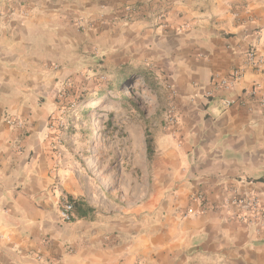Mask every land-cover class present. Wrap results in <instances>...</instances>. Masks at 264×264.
<instances>
[{
  "label": "crops",
  "instance_id": "crops-1",
  "mask_svg": "<svg viewBox=\"0 0 264 264\" xmlns=\"http://www.w3.org/2000/svg\"><path fill=\"white\" fill-rule=\"evenodd\" d=\"M253 46L264 60V0H0V264H264V223L228 203L264 211V93L240 98L264 63L206 95ZM123 66L151 72L177 113L154 156L143 140L138 159L95 168L74 133L57 149L73 98ZM68 198L92 212L62 221Z\"/></svg>",
  "mask_w": 264,
  "mask_h": 264
},
{
  "label": "rangeland",
  "instance_id": "rangeland-1",
  "mask_svg": "<svg viewBox=\"0 0 264 264\" xmlns=\"http://www.w3.org/2000/svg\"><path fill=\"white\" fill-rule=\"evenodd\" d=\"M115 79L108 81L107 78L94 93L85 91L74 97L71 107L68 103L71 111L66 110L69 113L67 120L69 123L73 121L74 127L67 125L60 137L62 148L66 147L67 134H76L79 154L103 158L95 163V168L102 165L107 168L108 159L111 163L113 159L116 162L121 159L124 163L131 157L138 159L145 129L152 134L156 125L162 124L161 116L166 110L159 89L156 95L145 88L139 89L142 81L138 79V84L131 88L132 92L127 87L109 92L107 86ZM100 94L103 96L99 97ZM123 169L128 172L129 166L123 164Z\"/></svg>",
  "mask_w": 264,
  "mask_h": 264
},
{
  "label": "built area",
  "instance_id": "built-area-1",
  "mask_svg": "<svg viewBox=\"0 0 264 264\" xmlns=\"http://www.w3.org/2000/svg\"><path fill=\"white\" fill-rule=\"evenodd\" d=\"M137 11L131 8H126L125 15L123 20L125 22L131 21L133 18V15ZM263 57L258 53L257 49L253 46L249 48L245 54V63L241 67H235L233 68L227 76L220 77V76H213L211 79V85L212 89L207 92V97L217 94L218 92H227L231 91L234 87V85L241 79V77L244 74L245 69H250L252 71H261L263 67ZM169 91L173 95V90L169 86ZM260 92L264 93V80L261 83H254L249 90H244L243 94L240 96V98L244 95L247 97H256L257 94ZM239 98V99H240ZM223 105L226 107H229L235 103L234 100L231 99H223L222 100ZM260 103L262 106H264V98L262 97L260 100ZM178 116L175 111L174 106L170 103L167 105L166 110L164 112V123L166 127H174L177 125ZM7 124L11 127H15L18 129L23 128V122L19 119H8ZM60 126V124H58ZM55 145L57 146V149L62 148V140L59 138ZM199 200H202L201 197H198ZM229 204H235L239 206H244L249 209V211L257 215L260 218L261 223H264V211H262L259 201L256 197H238L234 196L233 198H230L228 200ZM193 212L191 210L187 211V214H192ZM60 219L64 222H71L73 220V214H72V206L69 202L65 201L61 207L60 213H59Z\"/></svg>",
  "mask_w": 264,
  "mask_h": 264
},
{
  "label": "trees",
  "instance_id": "trees-1",
  "mask_svg": "<svg viewBox=\"0 0 264 264\" xmlns=\"http://www.w3.org/2000/svg\"><path fill=\"white\" fill-rule=\"evenodd\" d=\"M138 79H141L142 81L141 84L138 86L139 89L145 88L147 91H150L155 95L158 93V85L151 72H148L143 69H134L129 66H123L120 69L115 81L108 84L107 90L111 92L114 88L127 87L130 88V91L132 92L131 88L133 85L138 84ZM102 96L103 95L100 94L99 97ZM121 99L123 101H127L126 98ZM143 135L147 158L151 159L155 153L153 137L147 128L145 129ZM68 200V202L72 206V214L75 216L76 219H84L92 212L91 208L87 206L86 202L83 199L73 200L68 198Z\"/></svg>",
  "mask_w": 264,
  "mask_h": 264
}]
</instances>
